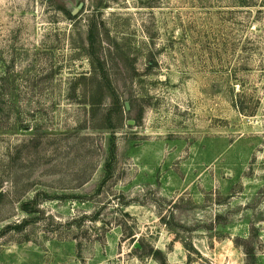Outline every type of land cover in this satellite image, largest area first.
Here are the masks:
<instances>
[{"label":"rangeland","instance_id":"rangeland-1","mask_svg":"<svg viewBox=\"0 0 264 264\" xmlns=\"http://www.w3.org/2000/svg\"><path fill=\"white\" fill-rule=\"evenodd\" d=\"M0 193V264H264V0H0Z\"/></svg>","mask_w":264,"mask_h":264},{"label":"trees","instance_id":"trees-1","mask_svg":"<svg viewBox=\"0 0 264 264\" xmlns=\"http://www.w3.org/2000/svg\"><path fill=\"white\" fill-rule=\"evenodd\" d=\"M110 96L112 98V105H113V109L115 110V112L119 111L120 109V105H119V100L117 98V96L115 95V93L112 91L110 92ZM109 161L106 163L105 165V178H108L111 174V164L110 161L114 159V145H111L110 151H109ZM4 195L2 193H0V198H2ZM28 206V205H27ZM26 208V205H25Z\"/></svg>","mask_w":264,"mask_h":264},{"label":"water","instance_id":"water-1","mask_svg":"<svg viewBox=\"0 0 264 264\" xmlns=\"http://www.w3.org/2000/svg\"><path fill=\"white\" fill-rule=\"evenodd\" d=\"M81 6H82V4H80L79 5V8H81ZM75 13H76V9L75 10H73V12H72V15H75ZM124 107H125V110H127L128 111V109H129V105H128V103L127 102H125L124 103ZM129 125H132L133 124V122H130V123H128Z\"/></svg>","mask_w":264,"mask_h":264}]
</instances>
